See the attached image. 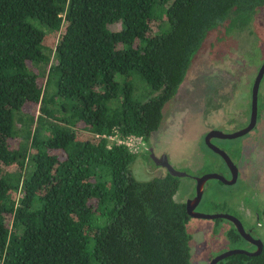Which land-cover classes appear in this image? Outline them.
Returning a JSON list of instances; mask_svg holds the SVG:
<instances>
[{"label":"trees","instance_id":"16d2710c","mask_svg":"<svg viewBox=\"0 0 264 264\" xmlns=\"http://www.w3.org/2000/svg\"><path fill=\"white\" fill-rule=\"evenodd\" d=\"M263 4L0 0V264H191L177 178L107 136L147 142L209 32Z\"/></svg>","mask_w":264,"mask_h":264},{"label":"rangeland","instance_id":"374dc122","mask_svg":"<svg viewBox=\"0 0 264 264\" xmlns=\"http://www.w3.org/2000/svg\"><path fill=\"white\" fill-rule=\"evenodd\" d=\"M258 7L252 14L249 23L243 28H233V30L228 31L225 28L227 23L225 21L209 32L190 64L183 81L184 84H187L192 77L196 76L195 72L207 77L215 69L210 59L217 53H222L225 56L224 60L228 67V73L231 74L230 76H232L235 82L230 83L224 89H219L220 84H216L212 79L207 83V90L212 91L214 95L225 98V96L232 95L231 93L237 89V94L232 95L235 96L233 98L235 106L242 105L241 102H243L244 106H247L249 95H243L246 92L247 79L252 78V72L255 71L258 63L264 59V4ZM216 60L214 63H224L221 60ZM221 64L217 66L219 67ZM233 85L237 86L235 90L233 89ZM262 86H264V74L261 78V89ZM247 89H249V86ZM202 91V83L197 90L195 85L192 86L191 84V87L189 86L182 91L183 100L181 103H178L181 100L179 97L176 98L180 99L176 101L177 103H174L173 98L167 101L165 108L163 107L164 112L162 110L163 117L161 124L156 131L152 132L149 144L155 148L157 153L161 152L165 154L169 163L174 167H203L204 171L216 172L222 169V163L217 156L207 150L203 141L204 133L207 129L205 120H208L210 115H206V105H204L206 101L204 97L209 93L207 91L205 95H202ZM172 108L174 111L173 116L167 124L163 125L164 114L171 111ZM239 125L240 122L238 127ZM263 126V123L259 121L246 134L228 141L224 140V142L235 143L237 145L247 144L253 148L258 140H262ZM144 146H141L139 151ZM244 159L248 161V164L240 168L235 183L224 185L217 180H210V187L204 193L203 204L201 203L197 208L199 211L205 213L225 212L236 214L235 210L237 209H249L250 206L248 205L244 207L245 201L249 197L253 202L256 200L257 204H260V207L263 208L264 170L255 174L258 171L255 170L256 162H253V160L250 162L249 158ZM145 164L143 154L140 152L131 166L132 173L137 180H149L164 170L162 167L157 166L155 167L157 168L156 172H151ZM260 168H262L261 165ZM185 184L186 181L184 179L179 185L180 187L176 195L177 200L180 196H183ZM247 219L253 222L254 232L264 244V219L258 217L259 222H257L253 211ZM214 223L216 225L212 227ZM201 226L205 229V232L202 233L203 239L201 242H195L194 238L197 237V234H194V230ZM229 226V222L225 219H219L214 222L207 219L190 218L186 229L193 238L189 245L190 263L207 264L206 259H204L205 256L212 255L223 249H246V247H249L246 242L241 240L234 242L225 241V234H227Z\"/></svg>","mask_w":264,"mask_h":264},{"label":"flooded vegetation","instance_id":"af4514ba","mask_svg":"<svg viewBox=\"0 0 264 264\" xmlns=\"http://www.w3.org/2000/svg\"><path fill=\"white\" fill-rule=\"evenodd\" d=\"M208 36V35H207ZM205 41V40H204ZM222 53H217L210 59V62L215 67V69L207 76L205 77L202 74H196L192 79L188 81L187 84H184L183 82L180 84V86L177 89V92L172 97L174 99V103H177L176 101H180L178 103H181L183 100V94L182 91L187 88L195 85L196 90L200 86V84H203V91L201 92L202 95L207 93V83L213 79V81L217 84L219 83V89L220 88H226L229 86L230 83L235 82V80L230 76L231 74L228 73V67L225 63V56ZM221 60L224 62L219 67L217 66V63H214L215 61ZM264 61V59H263ZM263 61L259 62L258 65L255 68V71L252 72V78L247 79V88L249 86V89H245L246 92L243 94L244 96L249 95V103L247 106L243 105V102H241L242 105L235 106L233 102V98L235 96H232L233 94H237L238 90L236 89L237 86L233 85V89L235 90L232 95L225 96V98H222L223 96H217L214 95L212 91H208V95H205L204 99L206 100L204 102V105H206L205 113L206 115H210L208 120H205L206 131L204 133L203 141L205 144V147L208 151L213 153L215 156L218 157L220 162L222 163V169L216 171V172H207L203 170V167L200 168H192L189 166H181L180 168L174 167L171 163H169L168 158L165 154L159 152L157 153L155 148L152 147L151 144H149V140L151 135L149 136V139L147 142L144 141V148H142L141 153L144 157V162L146 163L145 166L151 171L156 172L157 168L155 167H162L164 170L160 171L159 174L156 176H164L167 173L170 174L168 169L163 166L160 162H162L165 158L167 159V162L179 173L176 175H172L177 178L178 180V188L176 190V193L174 194V199L177 202L183 203L186 210V204L189 201L190 207L193 206L194 211L198 212L205 216L200 217H191L190 218H198V219H207L212 220L216 222V220L219 219H225L229 222L230 226L227 229V234H225V241L234 242V241H244L249 245V247L245 248H228L218 251L217 253H214L212 255L205 256L204 259H206L207 264H211L212 261L215 259V257H218L228 251L232 250H242L243 252H231L227 255H224L217 259V261L214 264H227L229 263L234 255H241L244 257V262H247L248 260H253L258 254L264 255V244L261 241V239L258 237V235L254 232V226L253 222H251L249 219V214L253 211L254 215H256V221L259 222L258 217L264 219V206L263 208L260 207V204H257L256 200L253 202L252 199L249 197L247 201H245L244 207L247 205L250 206L249 209L235 210L236 214L231 213H205L199 211L197 208L202 203L204 193L207 192V190L210 187V180H217L218 182L224 184V185H230L236 182L237 177L240 172V168L245 167L248 164V161H245L244 158L250 159V162L255 161L256 162V168L255 170H258L255 174L259 173L260 171L264 170V131H262V140H258V142L251 147V145L247 144H233V143H227L224 140H231L235 139L237 137H240L250 130H252L256 125L257 122L261 121L264 125V86H262V89L260 88L261 78L264 74H262L260 81L258 83L257 87V93H256V116L253 125L241 132L239 135H236L234 137H223L222 135H232L235 133H238L240 130H243L245 127L248 126L251 120L252 115V89L255 77L257 75V72L263 63ZM256 62V61H255ZM252 64V63H251ZM240 70V69H239ZM231 71V70H230ZM241 71V70H240ZM239 71V72H240ZM193 74V73H192ZM218 93V92H217ZM242 96V95H241ZM179 97L180 99H176ZM171 98V99H172ZM166 106V103L164 105V108ZM164 112V110H163ZM173 108L171 111H168L166 114H164V120L163 125L167 124V122L171 119L173 116ZM240 122V125L238 127V124ZM159 128V127H158ZM264 128V126H263ZM264 130V129H263ZM156 131V130H155ZM154 132V131H153ZM209 132H212L211 136L209 137V141L206 143L205 138L208 135ZM260 165L262 168H260ZM212 175V177H207ZM155 177V176H154ZM153 178V177H152ZM186 181V184L184 185V191L183 196H180V198L177 200L176 195L179 189V185L182 180ZM201 188V196L198 198L196 202H194V198L196 196L197 188ZM256 194V193H255ZM203 204V203H202ZM246 205V206H245ZM187 213V211H186ZM188 220V221H189ZM237 222L241 224L243 233L242 234L239 229ZM188 223V222H187ZM216 223L212 224V227H214ZM194 234H197V237L194 238L195 242H201L202 241V233L205 232V229L201 227H197ZM190 235V234H189ZM191 240H193L192 236L190 235L189 239V245Z\"/></svg>","mask_w":264,"mask_h":264},{"label":"water","instance_id":"95a60500","mask_svg":"<svg viewBox=\"0 0 264 264\" xmlns=\"http://www.w3.org/2000/svg\"><path fill=\"white\" fill-rule=\"evenodd\" d=\"M263 72H264V61H263V63L261 64V66H260V68H259V70H258V72H257V75H256L255 80H254V84H253V89H252V96H253V99H252V105H253V107H252V115H251L250 123L248 124L247 127H245L243 130H240L238 133H235V134H232V135H225V134H224V135H222L223 137H234V136H236V135H239L241 132H243V131L249 129V128L253 125L254 120H255V116H256V93H257V87H258V83H259V81H260V78H261ZM162 110H163V109H162ZM211 134H212V132H209L208 135L206 136V138H205L206 143L209 141L208 139H209V137L211 136ZM163 158H165V159H164L162 162H160V163L168 169V171L170 172V174H172V175L179 174V173H178V172H177V171H176V170H175V169H174V168H173V167L167 162L166 157L164 156ZM207 177H212V175L206 176V178H207ZM201 193H202V192H201V188L198 187V188H197V191H196V196H195V198H194V200H193L194 202H196V201L198 200V198H200ZM186 211H187V214L190 215L191 217L205 216V215H202V214H200V213H198V212H195L193 206L190 207V205H189V201H188L187 204H186ZM237 225H238V229H239V231H240L242 234H244V233H243V230H242V227H241V224H240L239 222H237ZM231 252H243V251H242V250H232V251H228V252H226V253H224V254L218 256V257H215V259L212 261L211 264H214V263L217 261V259H219L220 257H222V256H224V255H227V254H229V253H231Z\"/></svg>","mask_w":264,"mask_h":264},{"label":"built area","instance_id":"2783aa9c","mask_svg":"<svg viewBox=\"0 0 264 264\" xmlns=\"http://www.w3.org/2000/svg\"><path fill=\"white\" fill-rule=\"evenodd\" d=\"M107 137L111 142L125 145L133 153H137L140 147L144 145L142 137L134 134L119 136L117 131H115L114 133H109Z\"/></svg>","mask_w":264,"mask_h":264}]
</instances>
